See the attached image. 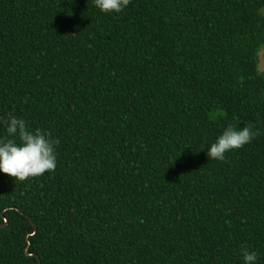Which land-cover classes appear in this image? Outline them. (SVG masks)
Here are the masks:
<instances>
[{
    "label": "trees",
    "instance_id": "1",
    "mask_svg": "<svg viewBox=\"0 0 264 264\" xmlns=\"http://www.w3.org/2000/svg\"><path fill=\"white\" fill-rule=\"evenodd\" d=\"M263 48L264 0H0V136L59 140L0 173V264H264ZM229 124L257 135L209 159Z\"/></svg>",
    "mask_w": 264,
    "mask_h": 264
},
{
    "label": "clouds",
    "instance_id": "2",
    "mask_svg": "<svg viewBox=\"0 0 264 264\" xmlns=\"http://www.w3.org/2000/svg\"><path fill=\"white\" fill-rule=\"evenodd\" d=\"M131 0H93L96 9L106 14L121 13ZM5 123L6 135L0 136V173L24 181L53 172L57 167V146L59 140L50 132L40 128L31 129L28 121L9 114ZM257 135L251 125L238 127L229 124L222 133L206 147L209 159L223 161L225 153L243 148ZM243 264H256L258 253L241 247Z\"/></svg>",
    "mask_w": 264,
    "mask_h": 264
},
{
    "label": "rangeland",
    "instance_id": "3",
    "mask_svg": "<svg viewBox=\"0 0 264 264\" xmlns=\"http://www.w3.org/2000/svg\"><path fill=\"white\" fill-rule=\"evenodd\" d=\"M258 70L261 74H264V48L260 50L258 53ZM219 114H215L212 116V119L215 121L219 120Z\"/></svg>",
    "mask_w": 264,
    "mask_h": 264
}]
</instances>
